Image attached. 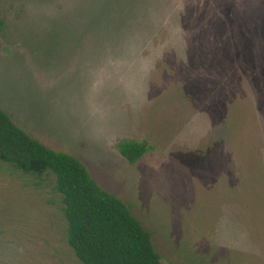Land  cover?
I'll list each match as a JSON object with an SVG mask.
<instances>
[{
  "label": "rangeland",
  "instance_id": "obj_1",
  "mask_svg": "<svg viewBox=\"0 0 264 264\" xmlns=\"http://www.w3.org/2000/svg\"><path fill=\"white\" fill-rule=\"evenodd\" d=\"M0 21V109L162 264H264V0H0ZM62 207L54 177L0 163V264H81Z\"/></svg>",
  "mask_w": 264,
  "mask_h": 264
},
{
  "label": "trees",
  "instance_id": "obj_2",
  "mask_svg": "<svg viewBox=\"0 0 264 264\" xmlns=\"http://www.w3.org/2000/svg\"><path fill=\"white\" fill-rule=\"evenodd\" d=\"M116 149L134 164L147 145L120 140ZM0 163L37 179L54 177L67 243L81 264H162L150 232L126 204L101 189L79 160L33 139L1 109Z\"/></svg>",
  "mask_w": 264,
  "mask_h": 264
}]
</instances>
